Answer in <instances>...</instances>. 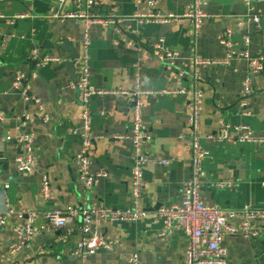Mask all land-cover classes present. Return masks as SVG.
<instances>
[{
	"label": "crops",
	"instance_id": "1",
	"mask_svg": "<svg viewBox=\"0 0 264 264\" xmlns=\"http://www.w3.org/2000/svg\"><path fill=\"white\" fill-rule=\"evenodd\" d=\"M97 1L91 13L104 18L115 15L117 24H98L90 30L91 88L186 90L181 95H151L144 101L143 122L150 136L145 151L158 162L145 168L142 206L153 211L181 203L182 188L191 176V91L198 90L205 95L198 135L210 152L204 164V202L222 210H264V146L215 140L222 124H249L255 134H264V66L254 76L255 91L247 107L241 108L249 66L235 57L223 63L232 50L242 49L245 38L250 39V55L264 59V0H208V18L197 41L188 22H141L137 16L148 11L149 0ZM190 1L159 0L158 11L181 16ZM72 10L74 0H0V111L4 116L0 120V176L8 186L0 187V212L8 208L35 211L39 215L34 224L39 229L45 225L43 213L50 210L100 206L125 210L131 205L134 152L129 139L133 118L130 97L90 99L95 138L90 152L92 172L105 173L106 177L99 178L91 190L78 178L76 158L81 148L83 106L81 93L74 86L80 72L76 64L73 79L65 63L83 52L84 25L57 18ZM253 17L260 19L261 29ZM228 32L233 49L221 42ZM160 40L178 55L175 69L186 74L183 80L178 79L175 69L168 70L166 60L153 55ZM46 58L60 62L40 65ZM195 58L221 64L197 69ZM23 132L35 139L36 167L31 175L18 170L20 144L6 140ZM230 132L233 135L235 131ZM44 178L51 190L48 200L43 193ZM26 223V219L13 216L10 226L0 229V264H129L134 254L139 255L140 264H185L186 236L164 235L163 224L153 218L102 226V235L114 249L100 251L86 262L72 255L82 239L80 220L69 229H43L28 247L12 254L10 246L18 242L14 228ZM235 223L240 224L241 219ZM223 244L228 251L227 264H264V229L255 239L233 235L225 237Z\"/></svg>",
	"mask_w": 264,
	"mask_h": 264
},
{
	"label": "built area",
	"instance_id": "2",
	"mask_svg": "<svg viewBox=\"0 0 264 264\" xmlns=\"http://www.w3.org/2000/svg\"><path fill=\"white\" fill-rule=\"evenodd\" d=\"M208 0H191L183 15H164L158 11L159 0H149L148 11L141 14L138 19L141 22H153L156 24H171L188 22L192 28V38L197 41L201 35L203 26L208 18L205 12V5ZM75 10L68 11L57 18L62 21H76L84 25V43L77 67L79 70V82L74 86L81 93V105L83 106L82 128H81V148L77 154V174L80 182L87 190L96 186L99 178L106 177L105 173L98 175L92 172L91 148L95 141L92 134V113L89 108L90 99L93 96H127L131 100L132 122L129 139L132 143L134 152V168L132 171L131 184V205L125 210H115L106 206L100 207H70L66 209H55L43 213L45 225L39 229L35 226L38 213L35 211L16 212L8 208L0 212V229H6L10 226V219L17 216L20 219H26V224L14 228L17 234L18 242L10 246V252L16 253L23 247H28L33 238L43 229L64 230L75 225V222L81 221L82 239L75 246L72 255L82 262L98 254L100 251L110 252L114 249V244L105 240L101 228L104 225L134 223L140 220L153 218L156 222L163 224V234L172 235L181 233L188 240V248L185 257V264H227L228 251L224 247V238L227 236L240 235L247 239H255L260 231L264 229V210L245 208L239 211L222 210L216 206L208 205L202 198V189L206 177L205 161L210 156L201 142L199 132L201 129V120L204 110V93L198 90L191 91L192 110L188 117V129L190 133L189 144L191 148V176L189 181L182 188V200L180 204L162 206L153 211L147 210L142 206L143 193L146 187L145 168L149 163H157L152 160L145 151V143L150 139L146 126L143 122L144 101L149 96H172L185 94V89L179 91L149 92L136 86L134 91L111 90L99 91L93 90L90 86L91 72L89 67L88 49L91 42L90 30L95 25H115L116 16L108 18L100 17L91 13V10L98 5L97 0H74ZM22 16L21 18H24ZM253 22L258 29H261L260 19L253 17ZM232 34L228 32L222 37L221 42L230 49H233L231 42ZM250 39L245 38L242 49L238 52L230 53V60L237 58L247 62L249 73L243 81L241 92V108L247 107V102L254 94V76L262 72L264 66L263 58H254L250 55L248 47ZM36 52L32 53L35 59ZM153 55L162 61H167L168 70L175 69L176 53L170 52L165 48L164 40H160L153 48ZM48 62H60L58 58H46L39 62L44 65ZM221 64V62L202 60L195 58L194 66L198 69L203 66ZM177 77L180 80L186 78V74L177 70ZM18 80L16 87L20 85ZM3 114L0 111V120H3ZM231 129L235 132L232 135ZM185 138V136H183ZM215 139V138H213ZM7 141H15L20 144L22 153L18 156L16 162L18 170L24 174H33L36 167L35 139L33 135L26 132L20 133L12 138L8 136ZM218 142H233L255 146H264V134L257 135L249 124H241L232 127L222 124V132L215 139ZM161 164H168L167 161H160ZM4 185L0 176V187ZM220 187L225 186L220 184ZM44 198L49 199L51 190L49 182L44 178L43 186ZM240 218L241 223L236 224L235 220ZM129 264H140L138 254L132 255Z\"/></svg>",
	"mask_w": 264,
	"mask_h": 264
},
{
	"label": "water",
	"instance_id": "3",
	"mask_svg": "<svg viewBox=\"0 0 264 264\" xmlns=\"http://www.w3.org/2000/svg\"><path fill=\"white\" fill-rule=\"evenodd\" d=\"M66 45H68L67 42H65ZM77 58H79V55L78 56H74L70 58L69 62H66L65 63V67L67 68L68 71L71 72L72 74V77L73 79L76 77V72H75V69H76V61ZM38 62H34V65L37 66ZM123 226V224H115V226Z\"/></svg>",
	"mask_w": 264,
	"mask_h": 264
}]
</instances>
